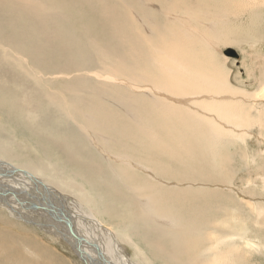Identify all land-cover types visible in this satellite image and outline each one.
<instances>
[{"label": "rangeland", "instance_id": "374dc122", "mask_svg": "<svg viewBox=\"0 0 264 264\" xmlns=\"http://www.w3.org/2000/svg\"><path fill=\"white\" fill-rule=\"evenodd\" d=\"M27 1L23 29L21 15L0 11L9 39L28 35L16 51L0 39V79L10 82L0 85V158L38 171L50 204L63 193L114 232L125 228V243L113 238L134 264H209L219 252L223 264H264V0ZM73 41L89 48L77 66ZM75 87L83 96L68 95ZM21 180L0 181L18 206L35 202L15 191ZM111 180L155 232L137 231L113 204ZM108 201L120 219L105 213ZM57 232L0 208V264H85Z\"/></svg>", "mask_w": 264, "mask_h": 264}, {"label": "bare ground", "instance_id": "6f19581e", "mask_svg": "<svg viewBox=\"0 0 264 264\" xmlns=\"http://www.w3.org/2000/svg\"><path fill=\"white\" fill-rule=\"evenodd\" d=\"M1 1H2V2H0V11L1 12L5 13L9 18H11V17L13 18L12 14H18L19 16L21 15L20 19L19 18H14V21L22 29H23V24L24 23H27L29 25V19H31L32 17L28 13V12L31 11V6H30V3L27 0H1ZM234 12H235V10H234ZM16 17H17V15H16ZM187 20H189V19H187ZM0 24H2L1 18H0ZM37 29H38L39 33L44 37L45 42L49 46H51L52 45L51 34L43 26H39ZM13 32L16 33V30H13ZM246 34H247V32H246ZM19 37H28V35L23 31L19 35H16L14 37V40H11V39L8 38V36L5 34V32H3L0 29V39H1V41H5L3 43L7 44L8 46L10 45L14 51H16L19 48V46L17 44V42L19 41ZM14 42L16 43V45L14 44ZM66 44L70 45L69 43H66ZM73 44L75 46H78V50L77 51H73L71 53L70 59H71L72 63L74 64V66H77L76 59H80V60L85 61L86 60L85 59V55L88 54L87 49H89V48H86V47H88L86 44L84 46V45L78 44L76 41H73ZM58 46H59V44H58ZM54 49L58 50L59 47L54 46ZM64 49H66L65 45L62 46L61 50H64ZM162 51L163 50H161V52ZM175 53H177V52L175 51ZM175 59H176V57L174 58V60ZM175 65H177V64H175ZM3 72H4V69L0 65V75L3 74ZM169 72H170V70H169ZM94 75L97 76L98 72H95ZM108 78L112 79V77H110V76H108ZM113 78L115 80H117V78H115V77H113ZM208 79H209V77H208ZM217 81H218V78H217ZM9 83L10 82L8 80L0 79V85L4 86V85H7ZM125 83H128V81H125ZM130 83L133 84V85H136V83H134V82H130ZM205 83H207V82L205 81ZM157 84H156L157 87H161L162 88V87L165 86V85H162L161 83H158V82H157ZM133 87H135V86H133ZM134 90H136V88ZM68 92H69V94L68 93L67 94L71 95L73 97H75V96H83L82 92L76 87L75 88H71L70 90H68ZM212 96H215V95H212ZM212 96H210V97L213 98ZM163 97H165V96H163ZM167 97H168V95H167ZM228 97H230V96H228ZM56 98H57V96H56ZM168 98L170 99V97H168ZM172 100H173V98H172ZM167 103L169 104L170 102H167ZM229 108L230 107H228L227 110H229ZM167 110H168V108H167ZM227 110H226V112H227ZM230 111H228V112H230ZM233 114L234 113H232V115ZM206 115H208V114H206ZM214 115H216V114H214ZM217 116L218 115H216L215 117H217ZM220 116H218V117H220ZM218 117H217V121H219ZM221 119H222V117H221ZM233 124L235 125L234 122H233ZM212 126H214V124ZM216 126H218V125H216ZM214 128L216 129V127H214ZM223 128L221 127V129H223ZM2 140H4V139L0 136V141H2ZM113 159H115V158H113ZM0 162H1V166H0V181L8 180L14 174H18L22 178V180H21L20 187L15 188V191H25L28 195H31L32 197L35 198V202H29L28 204H26L24 206H18L17 205L19 203L18 199H14L15 200L14 201V200L9 199L10 196L5 197V196H1L0 195V208L7 209L12 217L17 218V219L22 220V221L25 220L26 223H28V224H32V225H35L37 227H40L46 233L50 232L51 230L52 231L56 230V231H58L57 232L58 234H60V233L63 234V236L66 237L68 244L71 245V247L74 249L75 255H77L80 258V260L83 261V263H85V264H101L102 261L104 262V264L105 263L106 264H121L120 263L121 261L123 262L122 264H134V262L131 261L132 258L130 259L126 254L125 255L123 254L119 243L116 242L114 240V238H113V236H117V238H118V240H120V242L122 241L123 243H125L124 238H126L125 235L127 234V230L125 228L124 229L122 228L120 230L116 226L118 228V230H117V232H114L113 230L108 228L103 223V221L100 218H98L97 215H95L94 212L87 213L86 210H83L84 209L83 205L80 206V208L77 207V205H75V207L72 208L73 203L71 205L69 199L64 197L63 193H60V195H59V199L60 200H58L57 202L53 201V203L55 205L54 204H50V202H52V201H45L42 198V193H43L42 192V184H44V183H43V181H41L38 178V175H39L38 171L32 170V169H27V168H25L24 166H22L20 164H12V163H10L8 161L6 162V161L2 160V158H0ZM111 182L113 184V189H112L113 192H112V195H111L112 199H113V204H115L116 202H120L121 205H122V208L120 210L125 208V210H128L127 213H132L131 216L136 222L132 226H135V228H137V231L138 230H142V231L144 230V232H151V233L155 232L156 228H153L154 222L149 218L148 215H146L145 217L142 215V213L140 211V209H141L140 202L136 199V196H134L133 198H129L126 201H122L121 199L116 197V194L121 191L120 187L114 181L111 180ZM44 187L47 188V190L49 191L48 193H51V194L55 193V195L58 197L57 194H59V192L55 188H48L47 185H44ZM82 201H83V197H82ZM140 201H142V200H140ZM59 202L63 205V207H61V206L57 207L56 206ZM102 204H104L105 213H107L108 217H113V218H116V219H120L122 217V214H124L121 211L118 212V209L116 207H109V205H113L112 203H109V201L108 202H103ZM29 207H30V209L33 208V210L32 211L29 210L28 209ZM149 211H150V209H149ZM102 214H104V213H102ZM39 215L42 216V217L45 216L44 217L45 223L43 222L42 218ZM54 217H57L56 222L53 221ZM129 232L130 231H128V233ZM220 239H221V237L217 238L215 241L210 242L212 248H208V250H210V251L218 250L219 251L220 246L222 247V242H221L222 239H221V241H220ZM189 240L187 239V241L185 243V246L186 245L188 246ZM224 240H225V238H224ZM92 243L97 244V245L94 246ZM223 244H226V243L224 242ZM178 245L180 246L181 242H178ZM185 246H184V250H185ZM187 248L189 249V247H187ZM187 248H186V250H187ZM123 250H125V249H123ZM228 252L226 253L227 255H228ZM176 254H177L176 251H175V254L174 253H168L169 258L170 259L172 258L171 262L175 261L173 255H176ZM186 254H188V253H186ZM101 255H102V258H100ZM187 256H189V255H187ZM215 256H216V259H214L212 257L211 262L209 264H223L222 262H223L224 258H223L222 252H219L218 255H215ZM98 257H99V259H101L100 260L101 262H99V263H97V261H95V260H97ZM138 257H139V255H138ZM227 257L228 256H226V258ZM144 258H145V256H144ZM118 259H120L121 261L119 262ZM137 259H139V258H137ZM141 259H143V258H141ZM228 261H230V260H228ZM135 262H137V261H135ZM191 262H190V258H189V261H186L185 264H189ZM227 263L228 264H232V263H229V262H227ZM227 263L225 262V264H227Z\"/></svg>", "mask_w": 264, "mask_h": 264}]
</instances>
